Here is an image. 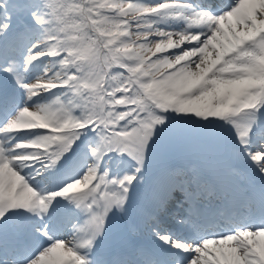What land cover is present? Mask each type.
Listing matches in <instances>:
<instances>
[{
  "label": "snow or ice",
  "instance_id": "1",
  "mask_svg": "<svg viewBox=\"0 0 264 264\" xmlns=\"http://www.w3.org/2000/svg\"><path fill=\"white\" fill-rule=\"evenodd\" d=\"M0 264H264V0H0Z\"/></svg>",
  "mask_w": 264,
  "mask_h": 264
}]
</instances>
